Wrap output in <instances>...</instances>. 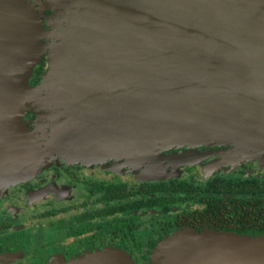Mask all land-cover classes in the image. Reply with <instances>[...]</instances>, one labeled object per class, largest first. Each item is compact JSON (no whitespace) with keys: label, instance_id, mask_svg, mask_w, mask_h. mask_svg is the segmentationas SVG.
Returning a JSON list of instances; mask_svg holds the SVG:
<instances>
[{"label":"water","instance_id":"water-1","mask_svg":"<svg viewBox=\"0 0 264 264\" xmlns=\"http://www.w3.org/2000/svg\"><path fill=\"white\" fill-rule=\"evenodd\" d=\"M33 1L57 11L46 21L53 29L77 28V129L92 151L145 159L201 141L233 144L240 157L260 149L264 0ZM35 9L0 0V136L13 143L14 130H26L22 99L36 95L26 74L44 50ZM157 245L149 264H264V238L234 232L182 228ZM102 255L74 264H133Z\"/></svg>","mask_w":264,"mask_h":264},{"label":"flooded vegetation","instance_id":"flooded-vegetation-1","mask_svg":"<svg viewBox=\"0 0 264 264\" xmlns=\"http://www.w3.org/2000/svg\"><path fill=\"white\" fill-rule=\"evenodd\" d=\"M48 63L43 54L29 84L39 82ZM25 117L34 127L35 115ZM12 140L0 136V160L13 154ZM41 148L46 165L0 186V264H71L112 250L148 264L157 243L177 229L264 234L230 229L232 221L251 224L241 221L240 196L264 198L256 190L264 185V153L240 157L233 144L201 141L145 159L114 160L115 153L91 150L66 162Z\"/></svg>","mask_w":264,"mask_h":264},{"label":"rangeland","instance_id":"rangeland-1","mask_svg":"<svg viewBox=\"0 0 264 264\" xmlns=\"http://www.w3.org/2000/svg\"><path fill=\"white\" fill-rule=\"evenodd\" d=\"M29 2L36 6L35 11H37L46 32L41 33L39 31L37 36L41 37V41L44 43L41 57L43 54H48L49 57L47 70L43 73L41 79L45 75L48 76V79H40L37 84H29V78L35 66L39 63L31 62V72L26 74L29 75L27 85L28 90L36 93V95H25L22 99L23 105L18 116H23L22 122L24 127L26 126V130H14L16 137L14 136L13 154L10 158L0 160V186L11 185L19 181L23 182L29 176L35 174L44 164L46 165L40 153L44 151L41 148L42 144H44V148L48 153L56 152L60 159L66 162L78 160L84 155L89 156L80 144L81 139L77 129L73 81L74 60L72 59V55L76 50V39L78 38L77 28L73 31L69 27L63 26L53 29L46 21L49 16H55L57 11L41 9L40 4L33 0H29ZM52 31H54V35L50 33ZM42 38H45V40L43 41ZM17 106H20V104L17 103ZM22 112L23 114H21ZM29 112L35 115L34 127L32 128L28 126L29 120L25 117ZM255 142L260 149L254 151L253 156L264 153V149L261 148L264 147V139L254 140L253 143ZM130 155L119 152L112 155V159L117 160L120 156L127 159ZM177 230L166 236L172 235ZM251 238H264V235L251 236ZM154 254H156V248L151 253V255ZM87 256L89 257L90 254ZM87 256L77 257L71 264L85 260ZM128 256L132 259L133 264H137L133 257Z\"/></svg>","mask_w":264,"mask_h":264},{"label":"trees","instance_id":"trees-1","mask_svg":"<svg viewBox=\"0 0 264 264\" xmlns=\"http://www.w3.org/2000/svg\"><path fill=\"white\" fill-rule=\"evenodd\" d=\"M250 189L253 190V187H251ZM248 190L249 188H247L245 192H247ZM256 190L259 192H264V185L256 186ZM261 197L262 196H258V195H256V197H248V196L239 197L238 210H240V218L242 219L243 215L245 217V219H242L241 221H248L251 224L248 225L247 223H245L244 225H241L240 227H238V225L235 224L234 221H232L234 224L232 223V226L230 227V229L240 231L241 233H248L247 231H249L250 234H255L258 232L264 233V198H261ZM253 204L255 207V211H252L249 214L248 212L249 208L250 206H252L253 208ZM251 217L253 218V220ZM249 220H252V222Z\"/></svg>","mask_w":264,"mask_h":264},{"label":"bare ground","instance_id":"bare-ground-1","mask_svg":"<svg viewBox=\"0 0 264 264\" xmlns=\"http://www.w3.org/2000/svg\"><path fill=\"white\" fill-rule=\"evenodd\" d=\"M82 142H80V144H82L83 148L86 150V152L91 151V147L89 145H87L86 143H84V140H81ZM103 256L102 253L101 254H93V257L97 260H99L101 257Z\"/></svg>","mask_w":264,"mask_h":264}]
</instances>
